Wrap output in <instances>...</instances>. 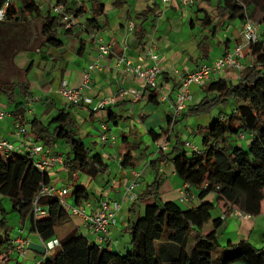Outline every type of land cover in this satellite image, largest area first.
Masks as SVG:
<instances>
[{"label": "trees", "instance_id": "trees-1", "mask_svg": "<svg viewBox=\"0 0 264 264\" xmlns=\"http://www.w3.org/2000/svg\"><path fill=\"white\" fill-rule=\"evenodd\" d=\"M198 1L209 4V0ZM50 2L64 4L67 12L79 14L87 12L85 4L88 2L92 16L85 23L86 32L102 31L107 27L99 21L105 11L102 0H87L80 7L74 0ZM126 4V1L121 3V0H117L114 5L120 8ZM201 11L205 14L200 20L203 28L211 25L216 28L226 27L238 20L245 22L247 15L262 27L260 40L246 49L244 56L251 57L252 62L239 73L236 83L219 79L204 84L203 89L207 96L198 105L190 107L185 115L184 112L180 114L182 117L199 116L220 105L235 106L233 112L228 115L219 113L203 129L202 150L189 152L177 135L174 137L176 141L171 153L152 160L150 165L158 172V163L172 156L177 176L197 192L200 200L213 194L216 203L220 200L225 202L226 215L239 211L257 217L261 214L264 202V0H223L211 12L206 9ZM152 14L151 9L139 15L128 11V18L139 24L135 28V34L140 44L149 37L147 25L154 21ZM27 16L41 22V48H62L64 44L59 37L73 36L80 43L79 53L83 51V31L63 28L58 33L59 28L64 26L60 23V17L51 9H39L34 0H22L19 7L16 3L11 5L8 20L26 22ZM198 46L202 59L208 60L211 50L207 40L199 42ZM31 49L26 47V50ZM27 73L28 71H24V74ZM146 89L151 92L150 99L157 100L155 92L150 88ZM0 92L5 96L12 114L33 98L26 81L2 83ZM209 96L213 97L209 99ZM39 102L44 105L49 102L50 111L55 110L47 123L38 119L30 121V135L36 142L43 144L44 152L48 153L59 142H63L70 148V153L63 162L70 176L77 173L95 180L100 174H107L109 168L103 156L94 152V146H86L79 137L78 127L71 114L76 105L65 104L57 108L51 99ZM110 116L113 117L112 114ZM169 134L170 130L165 133ZM246 134L253 137L248 149L235 146L230 149L229 143L233 139H240L241 135L246 137ZM161 152L165 153L162 150ZM135 161L137 159L131 152H127L123 156L122 164L134 166ZM50 184L49 174L41 173L28 156L14 154L5 158L0 154V264H9L12 259L10 254L15 252L10 231L7 229L6 211L2 204L4 200L9 201L12 212L19 216L22 223L31 218L32 230L44 242L58 239L57 230L71 222L72 216L57 197L40 195L42 188ZM157 186L158 183L155 182L150 187L156 196L155 203L148 204L144 215L128 229L132 240L125 253L102 248L73 231L59 239V246L48 256L43 254V259L38 264H264V248H256L249 240L229 242L225 246L220 244V230L225 224V217H213V211L217 209L216 203L202 202L197 207L184 206L189 202L159 203ZM71 197L75 205L80 207L91 199L92 194L76 182ZM36 201L37 206L46 211L45 216L38 220L33 218ZM209 223H212L213 230L205 234L204 228Z\"/></svg>", "mask_w": 264, "mask_h": 264}, {"label": "crops", "instance_id": "crops-1", "mask_svg": "<svg viewBox=\"0 0 264 264\" xmlns=\"http://www.w3.org/2000/svg\"><path fill=\"white\" fill-rule=\"evenodd\" d=\"M15 1L20 2L22 0ZM116 1L107 0L104 3V16L99 18L101 25H107L104 30H89L86 32L85 29H81L84 33L82 37L85 40V47L81 53H79L80 43L76 38L73 36H60L59 38L64 44L62 48L44 47L40 50L20 48L14 56L13 64L17 71H28L27 74H24V82L26 81L28 84L32 99L35 97H38L39 101L51 99L55 106L59 108L66 104L59 93L61 87L64 84L72 88L81 87L89 65L95 62L98 56L95 39H103L104 42L113 44L112 54L102 59L99 64L100 68L91 73L87 88L84 91L83 101L76 105L71 113L75 119L78 118L82 123L86 122L85 126L82 127L84 138L86 140L90 139L89 142L94 145L95 153L103 156L109 172L100 174L97 179L93 180L88 176L77 173L70 176L64 166H55L48 170V174L52 180L51 184L56 190L69 189L65 199L71 206H76L74 199L71 197L76 182L82 188L87 189L88 192H90L89 187L95 188L92 189L94 192L88 201L94 210L98 208L99 202L102 200H109L111 203L121 202L127 190L134 183V174L141 175L136 181L137 186L128 193V201L117 214L116 223L110 227L109 240L100 245L102 248L123 254L129 248L132 240L128 229L144 215L146 206L156 201V196L150 190L155 182L158 183L159 203L168 201L180 203V190L184 186V181L175 172L174 157L170 156L162 159L158 163V172L150 165L151 161L160 158L163 154L171 153L172 144L176 140L174 137L179 135L183 141L182 132L188 134L190 131L186 142H184L185 149L192 152L191 149L186 147V143L191 142L193 137L191 142L193 147L201 151L203 148V129L213 121L190 116L189 119L193 120L192 127H186V120L184 119L188 116H180L175 124L171 123L170 120H173L174 117V104L181 85V79L200 66L210 65L231 51L238 43L239 33L244 22L238 20L239 22H233L226 27L216 28L211 25L203 28V39L207 40L208 47L211 50L208 60H203L198 46L199 42L194 33L189 32L187 28L188 23L191 27L192 23H194L193 26L200 24L201 18L199 14L194 13L195 7L184 9L180 4V0H172L167 6H162L159 0H121V3L126 1L127 4L118 8L114 5ZM209 4H212V0H209ZM198 6L199 9L206 8L199 4ZM85 7L87 12L80 14L78 18L82 28H85L87 19L92 16L91 5L89 7L86 3ZM148 9L153 10L154 21L148 23L149 37H146L147 39L145 38V41L140 44L135 34L136 29L132 32L128 31L129 23L133 22L135 27L139 25L138 22L128 18V11H131L133 15H139ZM172 31L177 33V38H172L170 35ZM173 34L175 35V33ZM182 35L186 37H182ZM211 46L217 49L216 54ZM149 51L153 56H148ZM122 58L130 59L133 63L143 62L149 66L160 68L161 75L158 79L160 88L158 92L153 91L157 95V100L152 101L150 99L151 92L143 87L137 77L126 71L124 64L119 63ZM245 60L250 64L249 57ZM235 77L228 79L220 73L212 76L209 82L219 79L238 81L239 75ZM190 93L191 101L188 103L184 115L190 107L198 105L205 98H203V95H205L203 86L192 85ZM32 101L19 108L15 114H12V109L8 107L5 96L0 92V106L5 107L8 111L10 110L9 117L0 122V139L14 144L16 152L26 150L28 144L31 143L40 145L30 135V121L38 119L47 123L54 115L55 110L50 111L49 102L44 105L39 101ZM38 104H41L42 108ZM219 107L221 108L222 105ZM232 108L231 112L234 111L235 106L233 105ZM220 113L229 114L221 111ZM111 114L113 117L110 116ZM182 121L184 122L182 123V125L184 124L183 130H180V133L176 132V125L181 124ZM21 124L25 125L28 132L22 133L18 137L16 132L18 125ZM169 130L170 134L165 135ZM97 133H99V136H96ZM104 134H107L108 137L105 144L100 139ZM252 139V135L249 138L245 137L246 148L241 145L242 141H239L243 139L235 138L233 140L237 141L235 147L246 150L249 148ZM164 144L166 149L162 150L165 152L162 153L160 147ZM143 147L145 150L142 149ZM57 149L58 146H54L53 150L49 152L62 157L63 160L70 153L57 152ZM67 149L70 151L69 147ZM135 150L140 153L137 154L143 157L144 161L138 162V155ZM127 152H131L133 157L137 159L134 166L131 164L124 166L122 164L123 156ZM145 175L147 176L145 177ZM194 191L193 189L190 191L187 207H197L202 202L216 203L213 194L207 196L204 200H200L197 192ZM85 204L80 208H84ZM216 206L217 209L224 211L219 216L225 217V224L229 221V240L224 245L220 241V244L225 246L229 242L238 243L243 239L252 243L251 239L255 228H260L257 225L258 219L264 214V202L259 216L252 217L248 215L249 217L243 219H239L234 212L226 215L223 200L218 201ZM231 216L236 220H233ZM70 223L73 227L65 235L76 231L78 234L85 236L91 243L98 245V236L93 234L80 218L72 217ZM64 226L60 228L62 229ZM19 227L20 233L17 236L21 234L28 242V246L23 254L17 253L16 250L11 252L10 257L12 259L9 264L14 261L13 259L16 256V264H21L19 258H23V263L27 262V264L40 263L44 254V241L32 230L31 218L23 223L20 221ZM259 231H262L264 237V228L259 229ZM16 237H11V240ZM56 238L61 239L59 235Z\"/></svg>", "mask_w": 264, "mask_h": 264}, {"label": "built area", "instance_id": "built-area-1", "mask_svg": "<svg viewBox=\"0 0 264 264\" xmlns=\"http://www.w3.org/2000/svg\"><path fill=\"white\" fill-rule=\"evenodd\" d=\"M15 0H0V22L10 21L9 19V9ZM79 2L80 0H76ZM162 6H167L171 3L172 0H159ZM36 6L41 10L51 9L52 12L60 17V23L64 28H74L79 26V21L76 18L75 13H70L66 11V6L64 4H54L47 0H34ZM195 3V0H180V4L184 9H188ZM14 17V16H13ZM134 23H129L128 30L134 31ZM262 33V27L251 20L246 15V20L244 22L243 28L239 33L241 42L237 43L233 49L227 52L224 56L215 60L212 64H204L198 69L189 73L181 79V86L178 90L176 101L174 104V117L172 124L177 120L183 112L187 109L188 103L191 101L190 88L192 85L203 86L209 80L212 79V76L223 73L227 70H233L238 73L247 68L248 63L245 60L244 53L250 44L258 43ZM96 48L98 50V56L93 64H90L84 78V83L79 88H72L68 85H63L59 90L61 97L64 99L66 104L78 105L83 101L84 91L87 88L88 82L90 80V75L93 71H96L100 68L99 64L102 59L112 54L113 44L106 43L101 39L96 40ZM150 51L148 56H150ZM153 56V55H151ZM120 64L125 65V69L128 73L137 77L143 87H148L154 91L159 90L160 86L158 83L159 76L161 75V70L158 66H149L143 62L133 63L130 59L122 58L119 60ZM134 95H136L134 93ZM32 102H38L39 98L35 97L32 99ZM10 113L5 107L0 106V122L4 121L9 117ZM28 132V129L24 124L18 125V130L16 135L19 137L22 133ZM103 144L107 143L108 137L107 134H104L100 137ZM240 139H245L244 135L240 136ZM186 147L191 149L192 152H199L196 150L192 143L187 142ZM161 150L166 149V145L160 147ZM0 154L5 158L12 157L14 154H21L28 156L34 163L36 168L41 173H49L48 170L55 166H63V158L51 154L50 152H44L41 145L38 144H28L27 149L21 152L15 151L14 144L10 143L7 140L0 139ZM46 154V155H45ZM135 179L132 186L127 190L121 202L111 203L109 200H102L99 202L98 208L94 210L90 203H86L84 208L77 206H71L68 201H66L65 196L69 193V189L56 190L52 184L43 187L40 195L41 196H53L57 197L61 202L64 209L72 216L80 218L86 227L95 235L98 236V245H102L109 240L110 236V227L116 223V217L122 207L129 199V192L132 191L135 186H137L136 181L141 177L140 174H134ZM192 187L189 184H184L180 190V203H187L190 197V191ZM89 209V210H88ZM46 211L37 206V201L34 203V212L33 218L38 220L40 217L45 216ZM234 214L239 218H247L248 215H245L239 211H234ZM22 233V232H21ZM12 244L15 247V250L19 254H23L26 251L28 242L20 236L12 240ZM44 255L48 256L56 247L59 246L58 239H52L50 241L44 242Z\"/></svg>", "mask_w": 264, "mask_h": 264}, {"label": "rangeland", "instance_id": "rangeland-1", "mask_svg": "<svg viewBox=\"0 0 264 264\" xmlns=\"http://www.w3.org/2000/svg\"><path fill=\"white\" fill-rule=\"evenodd\" d=\"M47 1H50V0H47ZM74 1H76V0H74ZM84 1H87V0H80L79 2H76L77 6L80 7ZM106 1L107 0H102L103 3H105ZM218 1L219 0H212V4L210 5V4H205V3H202V2H200L198 0H195V3L190 8L195 7L194 8V13L199 14V17L202 19V18H204L205 14H204L203 11H201L202 8L199 9L198 4L202 5L203 7H206L205 9L207 11L211 12L212 9L216 8ZM220 1L222 2L223 0H220ZM14 3L17 4V7H19L21 5V1L20 2L15 1ZM88 5L90 7V3H88ZM75 14H76V18L78 19L80 14L79 13H75ZM236 22H239V21H236ZM19 23L22 24V26H25L28 29L27 34H28V37L30 38V40H28L26 43H23L20 46V48L31 47L32 48L31 50L41 49V43H42V37H41L42 25H41V22H39L37 20H34L32 17L27 16V21L26 22H19ZM165 25H167V23H165ZM63 28L64 27H60L58 33H61ZM74 28L85 29V28L80 27V24H79L78 27H74ZM187 28H188L189 32H193L194 33V35L196 36L198 42H202L204 40L203 39V31L204 30H203V25L201 24V22H200V24L198 26H192V27L188 23V27ZM174 31H175V29H174ZM174 31H172V33H170V35L172 36V38H177V33L174 32ZM130 32H132V31H130ZM173 33H175V35ZM182 37H186V36L182 35ZM96 40H98V39H95V41ZM101 40H103V39H101ZM211 47H212L213 52L216 54L217 49L214 48L213 46H211ZM97 52H98V50H97ZM47 58H49V56H47ZM249 61H250V63L252 62V58L251 57H249ZM222 74H223L224 77H227L228 79L229 78H231V79L232 78H236L235 76L239 75L236 71H233V70L232 71H227L225 73L223 72ZM13 81L23 82L24 81V72L15 70L13 61L11 62L10 58H9V60L6 61V63H3V61L0 59V84H2V83H11ZM230 82L236 83L237 81L235 80V81H230ZM207 83H209V82H207ZM152 91H154V90H152ZM206 96H207V94L205 93V95H203V98L206 97ZM212 97L209 96V99H211ZM38 105H40V107L42 108L41 104H38ZM222 107H221L222 108L221 109L219 106H217L215 108H212L208 113H202L201 115L195 116L194 118H198L199 117L200 119H203V120L206 119V120H210L211 121V120H214L216 117H218V114L220 113V111L221 112L230 113L233 110V108H232L233 104H230V105H227V106H222ZM59 108H61V107H59ZM73 109H72V111H73ZM7 111H8V109H7ZM38 111H39V107H38ZM189 117L190 116H188L186 119H184V120H186L185 121L186 127L187 126L192 127L193 120L189 119ZM72 119L75 122L76 126L78 127L79 137L82 138V139H85L84 138L85 136L82 133V127L85 126L86 122L82 123L78 118L75 119L73 116H72ZM182 123H184V122L182 121L181 124H177L176 125V129H175L176 132L180 133V130H183L184 124L182 125ZM209 125H210V123H209ZM186 129H188V128H186ZM189 133H190V131H189ZM189 133L188 134H187V132H182L181 133L182 134L181 137L183 139V142H186V139L188 138ZM96 136H99V133H97ZM246 136H247V138L250 137L249 134H246ZM83 141L86 144V146H88L89 148H93L92 146H94V145L89 142L90 139H88V140L85 139ZM175 141L172 144V148H173V146L175 144ZM192 141H193V137L191 138V142ZM239 141H242L241 145L246 148V141H244V139L243 140H239ZM235 144H237V141L232 140L229 143L230 149L234 148V146H236ZM40 145L43 148V144L40 143ZM56 146H58L57 152H61V153L70 152L67 149L68 146L65 145L63 142H59ZM142 149L145 150L144 147ZM135 152H136V154L137 153L140 154L139 152H137V150H135ZM137 158H138V162L143 160V157H140V155H138ZM146 176L147 175H145V177ZM51 182H52V180H51ZM53 182H54V180H53ZM92 189H95V188L89 187V191H90L91 194H93V192H94V190H92ZM70 202H72V200H70ZM2 204H3V207L5 208V211H6L5 218L7 219V229L10 231L9 234H10L11 237H16L20 233V227H19L20 218H19V216L16 213L10 212V211H12V207H11V204L9 203L8 200H4L2 202ZM184 206H187V205H184ZM223 213H224L223 210L216 209V210L213 211V217L217 218L219 216V214H223ZM0 218H1V216H0ZM231 218L233 220H236V218H233V216H231ZM257 226L260 227V228H258V229L255 228V230H254L255 232L253 233V236H252L251 240H252V244L256 248L261 249V248L264 247V237L262 236V231H259V229L261 230L262 228H264V214H263L262 217H260L258 219V225ZM72 227L73 226H72L71 223L67 224L62 229L59 228L57 230V234L61 238H64L65 236H67V235H65V233L68 230H70ZM228 229H229V221L220 230V241H221V243L223 245L226 244L228 242V240H229L228 237L230 235L228 234L229 233ZM212 230H213V225H212V223H209L208 225L205 226L204 233L205 234H209ZM19 259H20L19 261H20L21 264H27V262L23 263V258H19ZM13 260L14 261H12L10 264H16L17 256Z\"/></svg>", "mask_w": 264, "mask_h": 264}, {"label": "flooded vegetation", "instance_id": "flooded-vegetation-1", "mask_svg": "<svg viewBox=\"0 0 264 264\" xmlns=\"http://www.w3.org/2000/svg\"><path fill=\"white\" fill-rule=\"evenodd\" d=\"M5 22L10 23L11 26L0 27V59L3 63L9 58L12 62L20 46L29 40L28 29L25 26L16 21Z\"/></svg>", "mask_w": 264, "mask_h": 264}, {"label": "water", "instance_id": "water-1", "mask_svg": "<svg viewBox=\"0 0 264 264\" xmlns=\"http://www.w3.org/2000/svg\"><path fill=\"white\" fill-rule=\"evenodd\" d=\"M8 26H11V24L8 22H0V27H8Z\"/></svg>", "mask_w": 264, "mask_h": 264}]
</instances>
